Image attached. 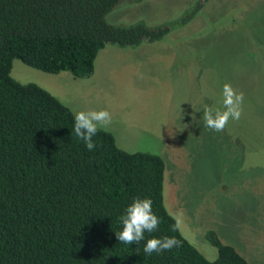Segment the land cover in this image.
<instances>
[{"label": "trees", "instance_id": "trees-1", "mask_svg": "<svg viewBox=\"0 0 264 264\" xmlns=\"http://www.w3.org/2000/svg\"><path fill=\"white\" fill-rule=\"evenodd\" d=\"M124 0H0V264H250L215 231L207 259L172 231L165 205L166 162L130 153L99 128L89 151L71 134L74 113L53 94L12 75L13 62L49 74L89 78L107 46L138 48L189 24L204 0L176 20L115 25ZM136 198H150L160 220L139 244L121 243L120 217ZM174 236L181 247L147 255L148 239Z\"/></svg>", "mask_w": 264, "mask_h": 264}, {"label": "rangeland", "instance_id": "rangeland-1", "mask_svg": "<svg viewBox=\"0 0 264 264\" xmlns=\"http://www.w3.org/2000/svg\"><path fill=\"white\" fill-rule=\"evenodd\" d=\"M199 1L124 0L108 20L159 26ZM11 75L74 114L107 109L106 131L119 148L166 162L165 205L190 243L215 260L206 238L215 231L250 264H264V0H204L189 24L160 42L107 46L89 78L45 73L20 60ZM225 83L244 93L243 111L216 132L203 127V107L223 110Z\"/></svg>", "mask_w": 264, "mask_h": 264}, {"label": "clouds", "instance_id": "clouds-1", "mask_svg": "<svg viewBox=\"0 0 264 264\" xmlns=\"http://www.w3.org/2000/svg\"><path fill=\"white\" fill-rule=\"evenodd\" d=\"M222 96L223 110L209 105L203 107L201 121L204 128L223 132L230 119H240L243 111L244 93L237 92L230 83H225L222 88ZM192 119L194 122L196 121L194 113L192 114ZM111 123L112 115L107 109L80 110L74 114V127L71 130V134L79 138L85 147L92 151L96 147L93 137L97 134L98 129L107 130ZM152 204L153 201L150 198H136L126 208L125 214L120 217L122 230L116 232V236L121 243L129 245L133 243L139 244L140 241L145 239L146 231L152 233L158 229L160 220L154 214ZM173 219L175 223L172 226V231H177L179 220L176 217H173ZM178 247H181V242L174 236L153 237L147 240L144 252L150 256L153 253L159 254Z\"/></svg>", "mask_w": 264, "mask_h": 264}]
</instances>
